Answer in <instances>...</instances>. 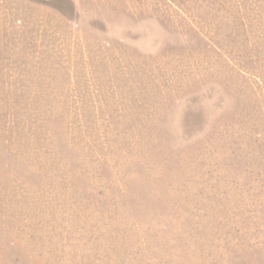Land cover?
<instances>
[{
  "label": "rangeland",
  "instance_id": "374dc122",
  "mask_svg": "<svg viewBox=\"0 0 264 264\" xmlns=\"http://www.w3.org/2000/svg\"><path fill=\"white\" fill-rule=\"evenodd\" d=\"M0 264H264V0H0Z\"/></svg>",
  "mask_w": 264,
  "mask_h": 264
}]
</instances>
